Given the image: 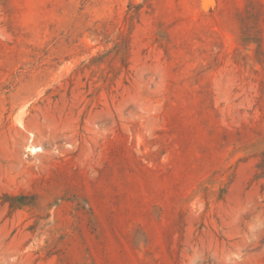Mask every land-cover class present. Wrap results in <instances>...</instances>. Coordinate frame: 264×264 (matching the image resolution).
I'll list each match as a JSON object with an SVG mask.
<instances>
[{"label":"rangeland","instance_id":"rangeland-1","mask_svg":"<svg viewBox=\"0 0 264 264\" xmlns=\"http://www.w3.org/2000/svg\"><path fill=\"white\" fill-rule=\"evenodd\" d=\"M0 264H264V0H0Z\"/></svg>","mask_w":264,"mask_h":264},{"label":"bare ground","instance_id":"bare-ground-1","mask_svg":"<svg viewBox=\"0 0 264 264\" xmlns=\"http://www.w3.org/2000/svg\"><path fill=\"white\" fill-rule=\"evenodd\" d=\"M22 124V123H21Z\"/></svg>","mask_w":264,"mask_h":264}]
</instances>
